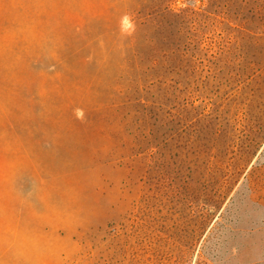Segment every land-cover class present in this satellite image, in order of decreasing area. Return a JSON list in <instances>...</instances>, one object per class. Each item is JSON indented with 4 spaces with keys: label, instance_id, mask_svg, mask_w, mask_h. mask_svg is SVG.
Returning <instances> with one entry per match:
<instances>
[{
    "label": "rangeland",
    "instance_id": "1",
    "mask_svg": "<svg viewBox=\"0 0 264 264\" xmlns=\"http://www.w3.org/2000/svg\"><path fill=\"white\" fill-rule=\"evenodd\" d=\"M0 264H264V0H0Z\"/></svg>",
    "mask_w": 264,
    "mask_h": 264
},
{
    "label": "clouds",
    "instance_id": "2",
    "mask_svg": "<svg viewBox=\"0 0 264 264\" xmlns=\"http://www.w3.org/2000/svg\"><path fill=\"white\" fill-rule=\"evenodd\" d=\"M129 24H130L129 18L128 17H124L122 19V27H127V26H129Z\"/></svg>",
    "mask_w": 264,
    "mask_h": 264
}]
</instances>
